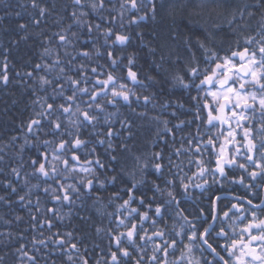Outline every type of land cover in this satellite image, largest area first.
Instances as JSON below:
<instances>
[{
    "label": "snow or ice",
    "instance_id": "snow-or-ice-1",
    "mask_svg": "<svg viewBox=\"0 0 264 264\" xmlns=\"http://www.w3.org/2000/svg\"><path fill=\"white\" fill-rule=\"evenodd\" d=\"M70 2L72 22L54 35L61 45L74 47V42L81 39L80 32L72 31L71 39L64 33L76 25L86 29L91 49L81 42L83 47L76 56L67 50L65 55L89 62L103 57L104 51L98 45V40L103 39L107 61L92 66L91 75L89 64L80 63L78 77L67 75L64 67H59L60 75L55 80L39 76V90L46 95L32 102L39 110H34L21 126L20 162L11 169L25 185L30 183V177L37 180L17 201L34 208L35 214H29L33 231L44 237L46 225L51 232L54 225L48 214L63 219L56 205L74 204L84 195L95 194L100 199V190H107L106 185L120 183L109 199V203L122 200L116 204V212L108 214L110 219L115 218V224L96 228L98 236L104 233L110 237L107 255H100L96 264H264V0H119L118 9L114 0ZM31 5L39 7L37 0H31ZM178 6L179 10H198V15L208 13L210 18L216 12L219 20L211 19L210 26L209 20L193 26L190 19L185 23L183 15L178 16ZM85 9L99 15L104 25L112 26L93 24ZM47 12L39 7V18H34L33 23L38 25ZM161 12L171 17V26L163 36L143 43V33L136 32L152 57V70L142 78L134 70L136 53L128 55L127 64L122 56L114 54L115 48H125L132 36L113 26L119 23L120 29L125 24L139 27L142 22L155 21ZM221 34L223 38L218 39ZM49 42L45 37L43 43ZM50 54L51 49L44 47L41 56ZM60 65L57 56L51 65L35 64V70L43 67L51 71ZM4 69L0 83L7 85L6 63ZM122 72L126 76L117 74ZM25 75L32 78L34 72ZM66 84L71 88L70 95L66 94ZM137 85L140 91L135 89ZM49 87L51 93H47ZM150 88L153 91L149 92ZM177 88L187 93V109L182 100L164 99L160 103L161 109H173L170 116L177 122L171 127L168 119L161 121L158 115L137 110L141 102L145 108L149 104L155 108L158 97H166L169 90ZM32 94L36 95V91ZM121 103L136 116L162 123L167 136L157 131L162 147L145 155H133L128 145L121 143L119 151L129 152L131 159L117 170L120 161L117 146L112 143L115 133L111 124L118 112L107 109ZM181 109L184 111H178ZM119 122L122 128H131L128 119ZM101 123L107 126L106 132L100 129ZM89 127L93 129L89 135L98 137L96 143L107 142L111 167L99 157L88 158L96 154L94 146L88 148L90 140L84 138V130ZM41 132L43 136L38 134ZM17 139L13 136L10 144ZM165 148L169 149L167 156ZM26 149L27 160L23 156ZM82 151L86 152L84 157L80 155ZM93 165L104 169L105 180L99 179ZM25 166L31 171L21 177ZM69 180L75 183H66ZM5 187L17 192L10 184ZM33 189L43 193V197L35 196V203L31 198ZM47 199L53 206L42 204ZM186 200L194 205L191 211L184 207ZM42 211L43 219L39 215ZM49 243L65 254L69 264H90L78 242L72 241L71 232L32 239L37 252V245L47 249ZM25 247L21 244L17 252L30 264H38Z\"/></svg>",
    "mask_w": 264,
    "mask_h": 264
},
{
    "label": "trees",
    "instance_id": "trees-1",
    "mask_svg": "<svg viewBox=\"0 0 264 264\" xmlns=\"http://www.w3.org/2000/svg\"><path fill=\"white\" fill-rule=\"evenodd\" d=\"M89 0H85L88 3ZM250 2V0H249ZM115 7L119 8V0H114ZM39 7L48 9L46 15L41 19V22L37 25L33 23L34 18H39V7L33 8L31 0H0V75L4 72V64H7V74L9 76V82L7 85L0 83V156L3 157L0 160V264H30L26 257H22L17 249L21 244H24L25 251H29V255H34L38 261V264H69L67 257L61 251L55 250L52 244H48V248L44 249L39 245V251H35L32 245L33 237L46 238L51 233H59L63 236L65 233H72V241L78 242L80 251L89 259L90 264H96V261L100 258V255H107V247L110 237L101 233L99 236L96 233L97 227H111L115 224V218H109V213L116 212V204L122 203V200L115 203H109V199L112 191L121 187L120 183L115 186L106 185L107 190H100V199H96L95 194L84 195L81 199L76 200L74 204H59L56 207L59 208V214L63 219H57L52 214H48L53 219V228L51 232L45 225L44 237L39 236L38 231H33L30 221V212L34 213V208L25 203H18V197L24 195L28 191L31 184L37 183L36 178L30 177V183L25 185L23 179L16 177L11 169L17 167L20 162V153L18 152L19 145L23 143V132L21 126L26 124L31 116L34 115V110L38 111L39 107L33 105V101L38 97L45 96L46 93L39 90L38 79L39 76L44 75L48 79L55 80L60 75L59 67H64L67 75L78 77L77 71L80 63L89 64L88 75H91L90 68L92 66H98V64H105L107 61V49L103 43V39L98 40V45L101 50L104 51V56L99 58H93L91 62L86 61L83 57H77L76 60H72L71 56L65 55V50L72 53L73 56L77 55V50L83 47V43L88 44V49H91V44L87 40L86 29H78L76 25H73L67 33L71 39V32H80V41L74 42V47H66L59 43L58 36L54 33H60L61 29H66L71 21L72 5L70 0H37ZM111 7V5H107ZM87 10L90 15L88 19L93 23L104 22L100 19L99 15L91 13L90 9ZM178 16L183 15L184 22L188 23L189 19L193 26L204 23L205 20H209V26L211 25V19L219 20L216 12L211 14V18L208 13L197 14L198 10L183 9L179 10ZM105 15L108 12L105 10ZM115 15V11L112 12ZM20 24L27 25L26 28L21 29ZM171 26V17L167 12H161L155 21L142 22L139 27L133 25L129 27L125 24L124 29L119 28V23L114 25L117 31L130 32L132 39L125 48L117 46L114 54L122 56L123 63L127 64V57L130 53H136V64L134 70H138L143 78L144 74L151 71L149 65L152 63V57L148 55L147 48L142 46L141 39L136 36V32H142L144 36L143 43H147L153 40L154 36H163L168 28ZM48 37L50 42L44 44L43 40ZM93 38H96V34H93ZM221 34L218 39H222ZM114 40V36L112 37ZM44 47L51 49V54L47 56H41ZM59 57L61 65L53 67L51 71H45L42 67L40 70H35V64L41 63L51 65L53 60ZM159 60V56L156 57ZM166 67V66H165ZM99 70V69H98ZM33 71L34 76L29 78L25 75L26 72ZM20 73V75H17ZM126 76V72L117 73ZM63 83V81H60ZM89 86L90 85H82ZM137 91H140V86H134ZM33 90L36 91V95H33ZM52 89L47 88V93H51ZM66 94H71V88L69 85H65ZM149 92L153 89H149ZM159 91V88L156 89ZM87 99V97H84ZM164 99H171L173 101L182 100L185 102V109L188 107L187 93H183L180 89L169 90L168 95L158 97L155 108L149 104L145 108L142 105L137 108L138 111H147L149 116H159L160 120L168 119L170 121L169 127L174 125L177 121L170 116L172 107L168 109H161L160 103ZM135 106V102H134ZM109 112H118V116L114 117V123L111 127L114 129V135L112 137L113 145L117 146V156L120 161L117 164V170L125 163L126 160H130L129 152L121 153L119 151V145L121 143L127 144L131 154L133 155H145L151 151H159L162 147L159 139L156 136L157 131H160L161 135L167 136V133L163 132V125H159L155 120L147 117H139L132 113V111L124 106L122 103L120 106L112 107L108 106ZM183 112L184 109L178 110ZM185 118V117H181ZM128 119L131 123L130 129L121 127L120 120ZM105 132L107 126L103 123L99 126ZM93 129L91 127L84 130V138L90 140L88 148L93 146L96 149L95 155H89L88 158L95 160L99 157L107 167H111L112 161L109 154L106 151L107 142L103 145L96 143L98 137L89 135ZM131 135H128V132ZM43 136V133H38ZM13 136L18 137L14 145L10 144V140ZM179 136V134H178ZM51 138V137H49ZM34 139V137H33ZM172 137L168 136V140L171 141ZM155 141V143H152ZM8 145V147H5ZM176 146L179 147V140H177ZM165 155L169 149L165 148ZM29 150L26 149L23 153L24 159L27 160ZM80 155L84 157L86 152H81ZM96 168V173L100 180H105L106 173L104 169ZM31 171L30 168L25 166L21 170V177L27 172ZM165 175H167V169H165ZM124 179H127L126 177ZM51 183V181H49ZM66 183H75L74 180L66 181ZM5 184H10L12 187L17 188V192L13 193L11 187H5ZM163 186V184L161 185ZM98 187V185H96ZM143 190V189H142ZM195 193L196 190L193 189ZM40 195L43 197V193L40 189H33L32 200L35 203V196ZM126 199V195L123 196ZM75 199V194H73ZM206 203V202H205ZM42 204L48 207L53 206V202L50 199L42 200ZM133 206H136L134 203ZM184 207L189 208L191 211L194 205L191 200H186ZM125 211V210H122ZM40 218H44L43 211L39 214ZM22 219L17 220L16 217ZM171 223V222H170ZM123 230V229H121ZM65 239L67 237L65 236ZM96 245L100 247L97 248ZM59 246H57V249ZM87 249V251H85Z\"/></svg>",
    "mask_w": 264,
    "mask_h": 264
}]
</instances>
